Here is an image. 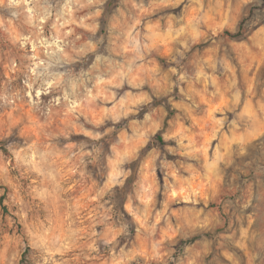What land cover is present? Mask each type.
I'll return each instance as SVG.
<instances>
[{
	"label": "rangeland",
	"instance_id": "1",
	"mask_svg": "<svg viewBox=\"0 0 264 264\" xmlns=\"http://www.w3.org/2000/svg\"><path fill=\"white\" fill-rule=\"evenodd\" d=\"M105 1L0 0V264H264V0Z\"/></svg>",
	"mask_w": 264,
	"mask_h": 264
},
{
	"label": "trees",
	"instance_id": "2",
	"mask_svg": "<svg viewBox=\"0 0 264 264\" xmlns=\"http://www.w3.org/2000/svg\"><path fill=\"white\" fill-rule=\"evenodd\" d=\"M122 0H106L104 3L103 12L99 18V28L95 34L96 42L98 45L97 51L95 53L103 51L105 45H107L108 35H109V23L110 20L115 13L116 9L121 5ZM162 61V60H161ZM154 103L158 104L159 100L154 98ZM167 115L164 119V123L162 128L154 135L152 140L143 146L140 150L138 155L128 163V168L130 169V173L125 179V182L122 185H117L113 188V191L116 193V200L118 202V206H120L121 210L116 209V216L117 212H120L123 216H127L132 220L131 231L134 234L136 224L133 220L132 215L124 208V204L126 203L129 196H135V184L138 180L139 176V168L142 163L143 158L152 150L154 147H162L166 140L164 139V133L169 127V120L177 113L178 110L172 108L168 105L167 108ZM117 128L111 130L109 133L104 134L101 138H99L98 142L105 143L108 148L111 147L117 140L119 132L124 128V126L120 125L119 123H115ZM82 137V136H77ZM171 157V156H170Z\"/></svg>",
	"mask_w": 264,
	"mask_h": 264
}]
</instances>
